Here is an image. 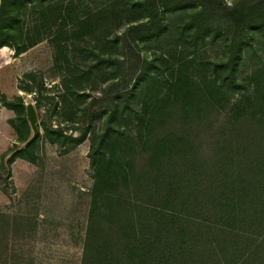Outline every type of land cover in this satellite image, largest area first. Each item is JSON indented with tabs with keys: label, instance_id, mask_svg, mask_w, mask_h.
<instances>
[{
	"label": "trees",
	"instance_id": "16d2710c",
	"mask_svg": "<svg viewBox=\"0 0 264 264\" xmlns=\"http://www.w3.org/2000/svg\"><path fill=\"white\" fill-rule=\"evenodd\" d=\"M53 1L0 0V49L18 56L42 42H20L17 24L33 5L45 18ZM189 8L194 9L186 21L192 44L224 36L227 55L205 62L210 75L201 80L179 71L165 95L134 111L135 133L116 130L118 112L109 111L112 104L118 98L127 102L135 78H143L154 64L140 54L139 42L167 31L164 12ZM129 9L147 20L117 37L123 60L99 58L93 65L115 64L111 74L117 81L77 106L70 123L53 124L65 94L46 88L33 73L28 77L36 84L19 86L29 93L36 89L35 107L45 109L41 123L52 143L76 146L88 135L96 137L89 154L95 182L81 264H264V66L252 74L251 88L237 76L247 28L264 30V0L233 5L137 0ZM58 29L53 37L60 41L65 32ZM75 75L64 83L77 85L85 74ZM4 104L24 111L20 96ZM100 120L102 131L97 130ZM22 133L23 143L27 128ZM119 143L123 156L116 152ZM33 144L16 146L0 158V181L7 182L16 158L32 160Z\"/></svg>",
	"mask_w": 264,
	"mask_h": 264
},
{
	"label": "rangeland",
	"instance_id": "374dc122",
	"mask_svg": "<svg viewBox=\"0 0 264 264\" xmlns=\"http://www.w3.org/2000/svg\"><path fill=\"white\" fill-rule=\"evenodd\" d=\"M135 1L54 0L45 18L41 8L35 5L22 11L17 24L19 41L28 44L40 38L42 42L18 56L7 47L0 49V158L22 144L21 135L26 128L27 136L30 134L25 102L32 100L36 104L38 94L36 89L29 93L19 88L36 84L29 79V73L42 80L46 88L65 94L53 119L55 126L70 123L73 112H78L77 106L100 95L104 87L117 81L111 74L115 64L93 65L99 58L123 60V49L117 37L129 26L147 20L137 10L129 9ZM224 1L233 5L239 0ZM193 12L192 8L164 12L167 31L156 39L139 42L140 54L149 61L154 60V64L143 78H135L131 85L134 91L127 102L118 98L112 104L109 111L116 109L118 112L113 121L116 130L126 128L135 133L138 123L134 111L156 96L165 95L179 71L191 79L201 80L210 75L205 62L218 61L227 55L224 36L212 40L208 36L205 41L192 44L191 29H187L186 21ZM59 27L65 32L60 41L53 37ZM263 66L264 30L249 27L237 70L238 79L251 88L252 74ZM72 72L77 77L85 75L80 82L77 80V85L72 81L66 85L64 79ZM19 96L23 99V112L5 106L4 100L16 101ZM232 98L235 100L238 96ZM36 110L40 133L30 150L32 160L16 158L7 182L0 181V235L12 246L20 245L21 240L17 237L26 230L31 246L40 239L42 244L53 240L63 248L72 240L75 244L72 256H76L77 263L81 264V246L95 182L89 154L96 137L88 135L76 146L52 143L41 123L45 119V109ZM103 123L104 120L97 121V130H103ZM116 152L119 156L125 155L121 143L117 144Z\"/></svg>",
	"mask_w": 264,
	"mask_h": 264
},
{
	"label": "crops",
	"instance_id": "0c3cea01",
	"mask_svg": "<svg viewBox=\"0 0 264 264\" xmlns=\"http://www.w3.org/2000/svg\"><path fill=\"white\" fill-rule=\"evenodd\" d=\"M29 231L18 235L20 245H9L0 235V264H78L76 256H72V248L75 244L72 240L67 245H56L53 240H47L43 244L40 239L37 244L31 246ZM62 250V251H61ZM83 245L81 246L82 255ZM79 248L77 247V253Z\"/></svg>",
	"mask_w": 264,
	"mask_h": 264
},
{
	"label": "water",
	"instance_id": "95a60500",
	"mask_svg": "<svg viewBox=\"0 0 264 264\" xmlns=\"http://www.w3.org/2000/svg\"><path fill=\"white\" fill-rule=\"evenodd\" d=\"M25 108H26V118L30 127V134L27 140L24 141L17 149L25 148L27 145L32 143L40 133L37 110L34 102L32 100H28L27 102H25Z\"/></svg>",
	"mask_w": 264,
	"mask_h": 264
}]
</instances>
